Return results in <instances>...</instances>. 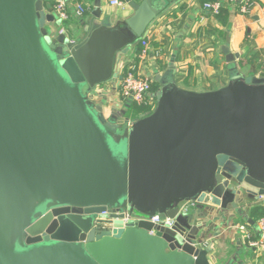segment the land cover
<instances>
[{"label":"water","instance_id":"95a60500","mask_svg":"<svg viewBox=\"0 0 264 264\" xmlns=\"http://www.w3.org/2000/svg\"><path fill=\"white\" fill-rule=\"evenodd\" d=\"M125 1L134 13L117 20L97 3L80 37L44 0H0V264H221L196 213L264 201V76L206 91L157 77L137 119L97 101L173 0ZM126 208L177 222L125 226Z\"/></svg>","mask_w":264,"mask_h":264},{"label":"crops","instance_id":"0c3cea01","mask_svg":"<svg viewBox=\"0 0 264 264\" xmlns=\"http://www.w3.org/2000/svg\"><path fill=\"white\" fill-rule=\"evenodd\" d=\"M46 1L48 7L55 3V0ZM208 1L215 0H173L150 25L148 55L140 57L141 39L121 55L118 61L120 79L129 69H134L152 78L151 95H156L160 89V85H156L157 77L168 78L185 89L206 91L227 85L237 72L264 76V62L256 57L257 53L264 51V0H254L248 14L241 13L235 4L227 6L230 13L226 24L205 10L204 3ZM80 2L91 6L85 16L76 15V4ZM97 3L105 18L124 19L134 13L129 4L119 7L112 5L111 0H72L69 18L64 21H69L68 28L64 27L66 32L77 30L78 36H83L81 23H88ZM232 58L234 61H230ZM99 91L103 93L97 97L109 101L104 103L108 105L107 115L112 107L120 110L128 102L121 96L120 86L105 84L99 87ZM261 210L264 211V201L255 202L238 218L217 210L197 212V216L204 214L197 224L202 225L199 233L207 234L204 245L213 247L210 255L222 258L221 264L236 253L242 254L239 264H264V251L259 253L251 248L245 231L239 229L240 225H248L258 237L257 221Z\"/></svg>","mask_w":264,"mask_h":264},{"label":"built area","instance_id":"2783aa9c","mask_svg":"<svg viewBox=\"0 0 264 264\" xmlns=\"http://www.w3.org/2000/svg\"><path fill=\"white\" fill-rule=\"evenodd\" d=\"M45 7L48 11L52 12L57 21L61 24L60 32H66V29L63 26V22L69 18V5L72 0H55V3L52 7L47 6V1L44 0ZM111 4L119 7L126 6V3L123 0H111ZM239 6V10L243 14H248L251 12L254 2L252 0H215L208 1L204 3L205 10L209 11L212 15L217 16L221 13V10L224 7L229 5ZM91 9L90 5L84 4L82 2L76 4V15L85 16L88 10ZM149 37L141 39L142 50L140 53L141 58H145L149 52ZM153 88V80L151 77L144 75L140 72H137L134 69H129L122 76L120 83V93L121 96L126 99L130 103H136L138 105L152 106L154 109L157 104V93L156 95L152 94ZM198 204L197 200H188L183 201L179 204V213L184 214L195 208ZM121 211L118 212L120 214ZM124 217L122 218L124 225L127 226L129 223H133L135 226L139 224V222L146 220L150 221L156 226L164 227V228H174L177 222L176 217H170L165 214L157 213L153 216H148L144 214H135L131 213L129 208H126L122 211ZM239 229L245 231L247 237L248 245L255 249L257 252L264 251V215L261 216L257 221V231L258 237L248 229V225H240ZM156 229H152L150 231L151 234H155Z\"/></svg>","mask_w":264,"mask_h":264},{"label":"trees","instance_id":"16d2710c","mask_svg":"<svg viewBox=\"0 0 264 264\" xmlns=\"http://www.w3.org/2000/svg\"><path fill=\"white\" fill-rule=\"evenodd\" d=\"M252 1L254 2V0H252ZM229 13L230 12L228 11V8L227 7H224L221 10V13L217 15L218 16V19H219V22H221L222 24H226L227 23V20L229 18ZM263 54H264V51H262L260 54L257 53L256 57H257V59L259 61L264 62V58L262 59V57L264 56ZM155 87H154V89H157ZM137 106H138V109H142V110L137 111L135 109V113H133V114L136 115V118H138L140 114H143V113L149 114V113H151L153 111L152 106H145V105H138V104H137ZM261 211L262 212H261V215L260 216H263L264 215V211L263 210H261Z\"/></svg>","mask_w":264,"mask_h":264},{"label":"rangeland","instance_id":"374dc122","mask_svg":"<svg viewBox=\"0 0 264 264\" xmlns=\"http://www.w3.org/2000/svg\"><path fill=\"white\" fill-rule=\"evenodd\" d=\"M63 26L65 27V28H68V26H69V21H66V22H64L63 23ZM230 61H234V58H232ZM234 63V62H233ZM170 72H172L171 70H170ZM164 81H165V79H164ZM160 82H157V87H159V85L161 86V83L159 84ZM96 98L97 99H99V100H101L100 98V96H99V98L96 96ZM99 100H97V101H99ZM129 104H130V108L129 107H127V105H129V104H127L126 106L124 105L121 109H123V111H124V113L127 115V116H131V118H133V119H137L136 118V115L135 114H133V113H135V109L137 110V111H139V110H142V109H138V106H137V104L136 103H130V102H128ZM135 115V116H134ZM261 253H263V252H261Z\"/></svg>","mask_w":264,"mask_h":264}]
</instances>
